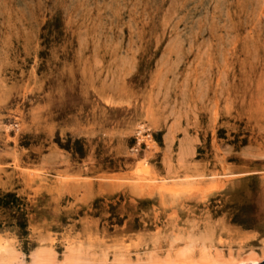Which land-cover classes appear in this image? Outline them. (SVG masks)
<instances>
[{
    "label": "rangeland",
    "instance_id": "rangeland-1",
    "mask_svg": "<svg viewBox=\"0 0 264 264\" xmlns=\"http://www.w3.org/2000/svg\"><path fill=\"white\" fill-rule=\"evenodd\" d=\"M0 189L24 264L191 236L263 261L264 0H0Z\"/></svg>",
    "mask_w": 264,
    "mask_h": 264
},
{
    "label": "bare ground",
    "instance_id": "bare-ground-1",
    "mask_svg": "<svg viewBox=\"0 0 264 264\" xmlns=\"http://www.w3.org/2000/svg\"><path fill=\"white\" fill-rule=\"evenodd\" d=\"M180 236L181 235H179V239L177 240H180ZM191 238L188 239L189 241L187 240V243L185 242V240H183L185 242V245L182 244V246L180 247L178 245L179 248L177 247V249L171 247L162 257L159 255V253H157V251H155L156 248L153 250L151 249L149 252H147V254L145 253L146 254L145 256L139 257L137 259L138 261L137 263L138 264H232L234 262H237L239 264H246L247 262H251L253 264H256L260 260V258L254 256L253 253H249L252 254L253 256L249 255V257L246 259H239L235 257V255H233L232 253L226 256L223 255V253H221L220 251L214 252L212 248L210 249L209 246H207L206 244L203 245L201 243H200L201 244L200 248L198 247L195 248V243H196L194 240L195 236H191ZM198 239L200 240V238ZM196 241L198 242V240ZM180 242H182V238ZM80 245L83 246L82 243L77 245V244H71L70 242L69 246H67V248L62 253L61 256L62 258L59 257L60 254L52 246H50V244L39 245L31 251L29 255L30 262H28V264L29 263L30 264H131V260H130L131 258H126V256H124V253H120V252L115 253L114 258L112 260L110 259L108 253L105 252L101 254H99V252L94 253L93 250H92L93 252H91L89 249L87 251L85 250L84 246L83 248ZM197 248L199 250L198 253L196 254ZM24 256H25L24 253L18 251L12 245V243L0 239V264H22L23 262L25 263Z\"/></svg>",
    "mask_w": 264,
    "mask_h": 264
},
{
    "label": "trees",
    "instance_id": "trees-1",
    "mask_svg": "<svg viewBox=\"0 0 264 264\" xmlns=\"http://www.w3.org/2000/svg\"><path fill=\"white\" fill-rule=\"evenodd\" d=\"M58 144L61 148L68 150L74 156L85 157L86 148L85 141L83 139L68 138L66 143L58 140ZM109 161V165H106V169L118 170L121 166L116 164L112 159L106 158L103 162ZM22 199L14 192H7L0 189V230L6 228L18 227L21 230L26 229L28 219L26 212L21 209L20 202ZM237 222V220H235Z\"/></svg>",
    "mask_w": 264,
    "mask_h": 264
},
{
    "label": "water",
    "instance_id": "water-1",
    "mask_svg": "<svg viewBox=\"0 0 264 264\" xmlns=\"http://www.w3.org/2000/svg\"><path fill=\"white\" fill-rule=\"evenodd\" d=\"M256 264H264V260H263V261H261V262H259V263H256Z\"/></svg>",
    "mask_w": 264,
    "mask_h": 264
}]
</instances>
